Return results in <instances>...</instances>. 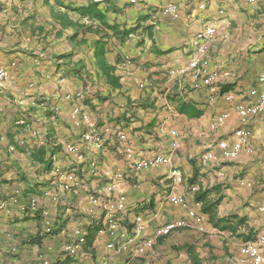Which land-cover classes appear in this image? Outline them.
Instances as JSON below:
<instances>
[{
	"label": "crops",
	"instance_id": "obj_1",
	"mask_svg": "<svg viewBox=\"0 0 264 264\" xmlns=\"http://www.w3.org/2000/svg\"><path fill=\"white\" fill-rule=\"evenodd\" d=\"M210 25L201 65L214 89L188 71L196 34ZM0 66V264H253L240 248L264 236V111L237 108L264 92V0H0ZM75 106L88 117L80 125ZM239 128L246 144L227 158L219 143L239 145ZM157 153L171 159L136 170ZM121 190L127 208L111 229L92 202ZM175 192L212 234L190 223L137 253L159 225L189 218L169 201ZM77 228L86 241L73 256Z\"/></svg>",
	"mask_w": 264,
	"mask_h": 264
},
{
	"label": "bare ground",
	"instance_id": "obj_2",
	"mask_svg": "<svg viewBox=\"0 0 264 264\" xmlns=\"http://www.w3.org/2000/svg\"><path fill=\"white\" fill-rule=\"evenodd\" d=\"M94 1H101V0H94ZM147 2L151 1V0H145ZM167 12H169L170 14H172L175 18L179 16L180 12H179V8L177 7L176 3H169L166 7ZM224 9L220 10V13H223ZM217 32V28L214 25H210L207 27L202 28L201 30H199L196 34V40H197V47H196V52L195 54L192 56L191 58V64L189 65V69L188 71H192L195 73L196 76H200L202 74H204L205 76V80L206 82L212 86V89H214V82L216 80L215 74H209L206 71V68L203 67L201 65L202 62V56L204 55L205 51H206V44H205V40L211 38L215 33ZM213 38V37H212ZM183 69H175L173 70V72H182ZM8 77V71L7 68L5 66H0V83H2L6 78ZM260 81L262 83H264V74H262L260 76ZM214 85V86H213ZM254 94L256 95V100L250 104V105H246V106H238L237 110L238 113L242 116L245 115H249L255 112H262L264 111V92L263 91H258V89H254L253 90ZM71 118L74 121L75 125H80L83 121L87 120L88 117L87 115L83 114L82 110L78 107L75 106L72 111H71ZM226 116L225 115H218L214 122L213 125L217 126V125H221L224 123ZM23 122V121H21ZM235 134L240 137V141H239V145L230 147L227 143L226 140H221L219 143L220 148L222 149V152L224 154L225 157L227 158H235L238 156L240 149L243 148L246 144V139H245V133L244 130L239 128L236 129ZM94 134L87 132L85 134V138L86 139H92ZM247 148V147H246ZM66 149L68 150V152L73 155V157L79 161V162H83L86 160V155L85 152H83L80 148V145L76 144V143H68L66 145ZM167 159H171L170 155L167 153H157L152 157H142L141 159L137 160L134 162V167L136 168V170H149L152 169L154 167H158L159 165H161L162 162H164ZM91 165V171L95 172L97 170V162L95 160L91 161L90 164ZM106 175H109V170L106 171L105 173ZM122 173H116L115 176L119 177L121 176ZM116 184L114 182L112 183H108L106 185V190L109 192H113L116 188ZM125 193L124 191L121 190V192L118 193V197H125ZM97 195L95 193H92L90 195V199H96ZM33 205L36 204V201L33 200ZM31 203V202H30Z\"/></svg>",
	"mask_w": 264,
	"mask_h": 264
},
{
	"label": "built area",
	"instance_id": "obj_3",
	"mask_svg": "<svg viewBox=\"0 0 264 264\" xmlns=\"http://www.w3.org/2000/svg\"><path fill=\"white\" fill-rule=\"evenodd\" d=\"M241 183L247 187H252L253 181L250 178H243ZM192 190H196V186L192 187ZM168 199L173 204L179 205L187 210L188 219L187 218H176L169 220L161 225H159L155 229V236L146 238L142 244H139L136 248L137 253H145L148 248L153 247L155 245L156 239L158 237L167 236L171 234L173 231L177 230L181 227H186L190 223H194L196 227L202 232H207L212 234L213 231H210L208 227L204 224V217L203 214L197 211L194 208L189 207V201L186 195L181 193H170L168 195ZM93 204H102L107 215H108V226L111 229H115L117 225L116 216L119 212H123L127 208V197H119L108 199L107 201H96L92 202ZM264 210V205L262 206ZM137 220L140 221L142 218L140 216L137 217ZM143 225L140 223L137 226L138 231H141ZM46 230L48 232H52V226L50 223L46 224ZM102 231V230H101ZM76 239L66 246V252L69 255H76L78 251L82 248L83 244L86 241V235L82 232L80 228L75 230ZM133 239H130L132 241ZM260 242H264V236L260 237ZM261 243L256 242H245L241 248L240 252L249 257L253 264H264V251L262 250ZM113 243H108V247H112ZM123 247H126L125 245ZM104 264H109V260L106 258L104 259Z\"/></svg>",
	"mask_w": 264,
	"mask_h": 264
},
{
	"label": "rangeland",
	"instance_id": "obj_4",
	"mask_svg": "<svg viewBox=\"0 0 264 264\" xmlns=\"http://www.w3.org/2000/svg\"><path fill=\"white\" fill-rule=\"evenodd\" d=\"M215 27H216V26H215ZM216 28H217V27H216ZM208 73H209V74H212V72H208ZM214 74H215V73H214ZM215 77H216V75H215ZM22 119H23V118H22ZM183 174H184V173H183V171H182V175H183ZM195 177H196V176H195ZM195 177H194V178L190 177V179H191V180H195V179H196ZM183 178H184V176H183ZM216 197H217V196H215V199H217Z\"/></svg>",
	"mask_w": 264,
	"mask_h": 264
},
{
	"label": "trees",
	"instance_id": "obj_5",
	"mask_svg": "<svg viewBox=\"0 0 264 264\" xmlns=\"http://www.w3.org/2000/svg\"><path fill=\"white\" fill-rule=\"evenodd\" d=\"M112 77V76H111Z\"/></svg>",
	"mask_w": 264,
	"mask_h": 264
}]
</instances>
